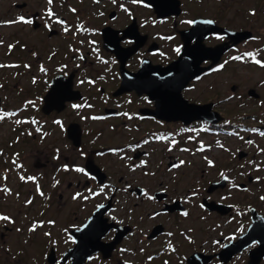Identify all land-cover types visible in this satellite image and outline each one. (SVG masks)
<instances>
[{
	"label": "flooded vegetation",
	"instance_id": "1",
	"mask_svg": "<svg viewBox=\"0 0 264 264\" xmlns=\"http://www.w3.org/2000/svg\"><path fill=\"white\" fill-rule=\"evenodd\" d=\"M239 1L0 0V264H250L264 253V196L226 200L264 179L263 96L201 88L242 63L264 74V36L225 16ZM197 46L227 49L189 82L163 77ZM187 106L217 121L189 120ZM149 172L177 179L144 182Z\"/></svg>",
	"mask_w": 264,
	"mask_h": 264
},
{
	"label": "rangeland",
	"instance_id": "2",
	"mask_svg": "<svg viewBox=\"0 0 264 264\" xmlns=\"http://www.w3.org/2000/svg\"><path fill=\"white\" fill-rule=\"evenodd\" d=\"M227 1L229 4V0ZM209 2L211 4H215L216 0H209ZM250 11H255V13L251 15L249 13ZM225 13H226L225 16L227 18L234 17L235 14L236 15L238 14L237 16L241 15L240 17L241 19L239 18V21L241 22L240 26L242 28H245L246 31H253L255 35H257V38H259L261 34L262 36H264V0H240L238 3L236 2L232 4L229 8L227 7V10ZM234 23H237V21H235ZM259 41L260 40H257V42ZM257 42L251 45H256ZM260 71L261 70L251 65L244 64V63L238 66H234V67L230 66L228 69H226L225 73L223 74L217 73L207 78L203 82V85L201 88L203 89L205 87H208L210 89L209 94H211L210 95L211 97L214 96L213 92L216 93L219 89L229 90L230 88L235 87V88L242 90L243 93L247 92L248 98H251L250 95H251V92H253L256 96L262 95L264 99V85L260 84L261 81H264V74L261 73ZM253 99L251 98V100ZM253 101H250V103H253ZM257 112L259 111L257 110ZM257 142L260 143L261 141H257ZM202 143L209 145L210 143H213V140L209 138L203 141ZM230 144H232L233 146H231ZM226 146H229L230 150L232 151L236 148H240L239 146L234 145V142H227ZM262 147L264 149V146ZM242 149L245 152L248 151L245 148H242ZM210 155L215 157L217 161L218 159H224V158L225 160L228 161L227 156L223 154V152L221 153L220 151H218L217 149L216 150L212 149L210 152ZM251 156H254V158L256 159L255 161H259L258 160L259 157L255 155V149H252ZM194 160H195L194 161L195 166L193 168H194V171H196V167L203 165V162L198 157H195ZM109 169L111 170V172L117 171L116 168L112 164L109 165ZM260 173H262V171L256 174H260ZM181 176L179 175V178ZM199 177H200V174L195 172L194 179L198 181L197 179ZM141 179L144 182H149V183L154 182L153 184H155L159 179H161L163 182L165 181L168 184H171L172 182L176 181L177 178L175 174H172V173H166L162 178H159L156 174L149 172L148 174H146V177L144 179L143 178ZM207 179H210V178L206 177V180ZM181 181L186 182L187 179L184 178ZM250 189H251V194L249 192H244V193L235 192L233 193V196L230 199L226 198V200L236 203V202L242 201L241 196H246L250 198L249 201H251L252 198L255 199V194L257 192H261V194L264 196V179H262L260 183L254 184L253 186H251ZM205 230L206 229L203 230V233L205 232ZM5 255L6 254H0L1 262L7 260V259H4ZM25 258H27V256Z\"/></svg>",
	"mask_w": 264,
	"mask_h": 264
},
{
	"label": "water",
	"instance_id": "3",
	"mask_svg": "<svg viewBox=\"0 0 264 264\" xmlns=\"http://www.w3.org/2000/svg\"><path fill=\"white\" fill-rule=\"evenodd\" d=\"M221 31L222 30L211 25V29H210L211 34L219 33ZM222 32H224L229 39L235 38L236 40L235 43L240 40H245V39L250 38V33L248 32H244L240 34H235V33H231L228 31H222ZM226 49H227V46H216L213 48H205L202 46H197L195 47V49H193V52L189 51V55H188L189 57L187 56L186 52L183 54L184 58L181 61L182 65H180L179 64L180 61H178L174 63L173 65H171L170 67L166 69H162L163 77H166L169 79L184 80V83H186V81L189 82L190 80L199 76L202 72L208 71L212 69L215 65H217L220 60V57L222 56L223 52ZM205 60L209 61L210 65L206 68H201L200 64ZM253 94L254 93L251 92V95ZM187 108H188L187 114L190 117L189 120L204 118L205 120L208 119L209 122L217 121L216 114H208L209 112L207 110L208 107L187 106ZM263 255L264 253L263 254L259 253V255L257 256H251L252 261H250V264H257L258 259L261 258ZM220 256H223V255H220ZM255 258H257V260H255Z\"/></svg>",
	"mask_w": 264,
	"mask_h": 264
},
{
	"label": "snow or ice",
	"instance_id": "4",
	"mask_svg": "<svg viewBox=\"0 0 264 264\" xmlns=\"http://www.w3.org/2000/svg\"><path fill=\"white\" fill-rule=\"evenodd\" d=\"M49 2H51V0H49ZM114 2H115V0H114ZM133 2L135 3L136 0H133ZM21 19H23V18H21ZM189 23H191V22H189ZM257 63H259V61H257ZM0 219H8V218L7 217H0Z\"/></svg>",
	"mask_w": 264,
	"mask_h": 264
}]
</instances>
